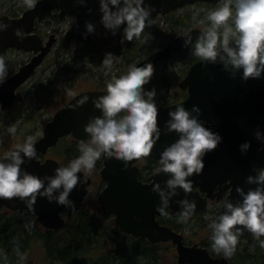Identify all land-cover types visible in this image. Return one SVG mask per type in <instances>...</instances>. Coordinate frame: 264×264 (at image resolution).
Listing matches in <instances>:
<instances>
[{
  "label": "clouds",
  "instance_id": "1",
  "mask_svg": "<svg viewBox=\"0 0 264 264\" xmlns=\"http://www.w3.org/2000/svg\"><path fill=\"white\" fill-rule=\"evenodd\" d=\"M29 7L36 0H25ZM146 0H100L102 23L115 34L127 22L122 40L132 41L139 37L152 14L145 6ZM210 24L206 31L195 40L192 52L205 62H221L232 76L241 74L244 80L264 78V0H223L219 7L209 10ZM7 24L0 21V30ZM88 32L95 31L92 22H86ZM17 35L23 36L20 29ZM184 46L192 44L193 36L185 33ZM115 54L106 53L102 64L106 70L113 66ZM242 69V72H241ZM155 67L152 61L129 66L122 76H113L106 83V91L98 96L83 95L71 105L77 108L91 99L100 115L90 117L84 125L89 140L78 144L79 155L67 164L54 169V174L41 177L23 167L32 158L39 159L36 137L29 135L23 143L5 151L0 156V197H19L27 207L34 209L38 196L47 197L64 206L73 205L70 199L72 190L79 182H86L87 175L80 176L82 169L90 173L102 157H115L125 161L148 155L159 141L162 132H173L178 137L167 144L160 152L156 173L167 174L163 182L153 184V191L159 194L157 211L168 215L171 199L180 189L187 194L193 190L195 174H200L205 166V155L217 148L223 135L213 130L201 119L203 111L199 105L188 108L178 103L169 108L168 119L162 129L158 122L159 108L156 102L155 87L146 89L144 85L152 79ZM7 72L0 62V83ZM8 131L16 132L15 126ZM257 140L264 143V129L257 125ZM242 153L251 148V141L239 145ZM246 182L255 187L245 190L238 185L236 200L225 199L222 210L209 219L211 229L210 250L231 256L238 243V234L245 229L251 231L264 246V167L255 174H249ZM181 206L178 219L187 222L196 210L197 202L186 195L177 201ZM242 226V227H237Z\"/></svg>",
  "mask_w": 264,
  "mask_h": 264
},
{
  "label": "water",
  "instance_id": "2",
  "mask_svg": "<svg viewBox=\"0 0 264 264\" xmlns=\"http://www.w3.org/2000/svg\"><path fill=\"white\" fill-rule=\"evenodd\" d=\"M89 1L91 0H36L35 5L25 9L20 16L0 15V21L7 24L5 29L0 30V53L11 48L32 52V57L27 63L0 83L1 110L24 99L21 87L35 74L37 67L41 65L57 41L55 34H51L49 39L45 40L36 32V23L45 20L54 11H59L62 15H75L77 24H84L90 17ZM220 1L222 0H146L145 6L152 12L147 24L159 16L167 15L188 4L197 2L216 4ZM17 29L22 31V37L17 35ZM204 31L200 27H193L180 33L172 37L162 48L143 57L137 64H144L150 60L155 67L176 53L189 52L196 38ZM185 33L193 36L192 44L187 47L184 46ZM238 76L241 74L232 76L224 69L221 62L212 63L200 59L190 66L185 78L179 82L180 88L188 87L189 96L184 101L178 102L185 104L188 108H191L193 104L199 105L203 110L200 113L201 119L209 127L214 121L215 131L223 135V141L217 148L205 155L203 171L190 177L193 181V189L199 187L201 190L209 191L208 195H211L216 184H222L228 180V186L232 188L226 199L232 200L239 198V193L236 192L238 185L244 186L245 190L255 187L246 182L249 174H255L256 170L252 169V164L264 166V149H259V146L264 143L257 140L254 134L257 125H260L264 117V85L259 86L253 83L257 89L253 88L246 92L250 81L239 82L236 79ZM106 90L103 88L81 91L60 107L44 126L42 135L36 139L39 159L32 158L26 161L23 167L41 177L54 174V169L60 166L61 162L55 158L46 157L49 150L69 135L77 140L88 141L90 138L84 131V125L90 117L102 114L100 109L94 107L91 99L85 105L75 109L71 105L83 95L98 96ZM178 103L170 106L157 103L158 122L162 129L169 118V108H174ZM177 137L178 134L175 131L162 132L159 141L146 156L159 159L162 149ZM243 139L251 141V148L246 153H242L239 147ZM143 157L145 156L134 158L127 163L115 157H103L100 175L105 182V187L97 198L102 213L113 214L116 224L133 236L147 238L153 242H172L177 251L178 264H227L228 257L214 256L209 248L199 243L187 244L183 232L161 223L159 220L161 213L156 207L160 198L159 194L153 191V184L160 182L163 185L167 174L156 173L153 175V181L149 183L140 181L137 161ZM242 164H245L246 168L242 167ZM84 175L88 176L87 181L79 182L70 194V199L74 202L71 206L49 201L44 196L37 197L34 209L31 210L19 197H0V203L9 210L18 211L21 215L37 217L39 223L45 228L59 229L65 224L67 216L88 207L86 198L89 187L92 185V178L86 171L81 170L80 176ZM186 195L197 202L193 215L207 208L206 199H201L199 192L192 190L186 194L183 189H180L172 197L167 210L178 215L181 206L177 201ZM249 233L252 232L245 229L239 236L243 237Z\"/></svg>",
  "mask_w": 264,
  "mask_h": 264
},
{
  "label": "rangeland",
  "instance_id": "3",
  "mask_svg": "<svg viewBox=\"0 0 264 264\" xmlns=\"http://www.w3.org/2000/svg\"><path fill=\"white\" fill-rule=\"evenodd\" d=\"M25 0H0V15L6 14L12 17L20 16L23 13V5ZM218 6L207 7L201 4H188L176 11V16L184 14L185 12H192L194 16L202 14L201 18L194 19L192 27H186L181 33L188 31L193 27H200L207 30L208 24L207 13L209 10L215 9ZM90 17L86 22H92L95 25V31H92L99 46L102 49L104 56L109 52V47L117 44L118 37H124V25H121L119 30L112 32L102 23V12L100 11V0H91L88 3ZM160 21L157 27L150 28L143 39L144 50L143 53L148 55L156 49L162 48L166 45L172 36L167 29L169 26L167 16H159ZM158 20V18L156 19ZM86 22L84 24H77L75 15H62L59 11H54L45 20L36 25V32L40 34L45 40H48L51 34H55L57 41L53 44L51 50L46 55L45 59L37 67L35 74L28 79V81L21 87L24 94V99L21 102H15L11 106L0 109V156L5 151L13 149L17 144L23 143L27 136L32 135L39 138L46 123L51 119L54 113L63 105H65L70 98L84 90L102 89L108 80L113 78L112 72H121L125 74L129 70V66L133 63L119 62L114 59L113 66L110 70H106L100 63L83 62L71 63L73 51L76 47L75 39H65L70 32H81L87 30ZM76 25V27H74ZM160 31L159 36L151 38V32L154 30ZM151 38V39H150ZM63 42V43H62ZM195 47V45H194ZM193 47V48H194ZM192 48V49H193ZM176 53L166 62L160 63L155 67L156 74L164 75L167 86H164L157 92L155 97L159 105H167L181 100V89L178 83L184 78L185 70L198 57L192 52ZM32 57V52L19 49H8L0 53V62L6 68V78L14 74L22 65L27 63ZM145 57V56H144ZM139 60L134 63L137 64ZM5 78V79H6ZM150 83V82H149ZM149 83L144 85L149 89ZM161 94H167L170 102L161 98ZM20 115V119L16 117ZM10 126H15L16 132L13 134L8 131ZM78 148V147H77ZM78 151L72 152L67 159L63 153L49 151L46 157H52L60 161L63 165L67 164L71 159L75 158ZM103 167V157L97 161L96 167L90 172L95 178L96 182L91 186L89 200V209L91 211L99 212L101 214L100 204L97 200L99 193L105 187L102 182L100 170ZM84 170V169H83ZM102 180V181H101ZM216 207L208 213L207 217L211 218L214 215ZM209 219L200 220L196 218H189L185 227L181 230L183 232L186 242L189 244L199 243L205 241L211 236L210 228L208 227ZM243 242V239H242ZM163 248L167 251L166 258L169 264H178L177 251L175 245H169V242H163ZM247 244L243 243L237 250H243ZM236 251V252H237ZM175 252V254H174ZM40 248L36 247L34 251L36 264H47V259L42 255ZM174 254V255H173ZM172 257L174 259H172ZM45 260V261H44Z\"/></svg>",
  "mask_w": 264,
  "mask_h": 264
},
{
  "label": "trees",
  "instance_id": "4",
  "mask_svg": "<svg viewBox=\"0 0 264 264\" xmlns=\"http://www.w3.org/2000/svg\"><path fill=\"white\" fill-rule=\"evenodd\" d=\"M222 2L223 0L217 4L210 2H197V4L219 7ZM27 8L29 6L25 3L22 9ZM177 10L166 15L169 24L167 29L172 35H178L184 28L192 27L194 19L202 17V14L194 16L192 12L176 16ZM15 15L17 16V14ZM159 21L158 17V20L146 24L143 33L132 41H125L118 37L117 44L109 47V52L115 54V58L121 63L130 64L141 60L146 56L143 53L145 44L143 39L146 32L150 28L157 27ZM206 22L208 25L210 24L208 19ZM126 24L127 22H125L124 28ZM151 34V38H156L163 33H160L156 28ZM70 38L76 41L71 63L83 62L87 65L103 61L105 56L93 33L88 30L70 32L64 41ZM112 74L117 77L123 75L121 72H112ZM167 85L168 82L164 75L153 73L149 89L155 87L158 92ZM160 97L170 102L167 94H161ZM18 119H20V115L16 117V120ZM79 143L80 141L73 136H66L51 151L62 152L68 159L72 152L79 150L77 148ZM78 155L79 153L75 157ZM207 215L208 212H202L198 218L203 220ZM159 220L178 231H181L187 223L180 222L178 216L169 214L160 217ZM238 237L236 250L228 257L227 264H264V246H261L259 239L252 233L246 234L242 238L238 234ZM260 239H264V237ZM243 243L247 244V247L237 251ZM202 244L210 249V237L202 241ZM163 245V242H153L123 231L116 224L112 215L91 211L89 207L77 210L67 216L65 224L61 228L48 229L39 223L37 217L21 215L18 211L9 210L0 203V264H36L34 258L36 247L42 250V255L48 261L47 264H169L165 256L167 251ZM169 245L172 247L170 242ZM211 253L218 256L223 255L214 251ZM172 259L174 258L172 257Z\"/></svg>",
  "mask_w": 264,
  "mask_h": 264
},
{
  "label": "flooded vegetation",
  "instance_id": "5",
  "mask_svg": "<svg viewBox=\"0 0 264 264\" xmlns=\"http://www.w3.org/2000/svg\"><path fill=\"white\" fill-rule=\"evenodd\" d=\"M214 4V3H213ZM217 4V3H216ZM204 29V28H203ZM195 45V44H194ZM11 49H14V48H11ZM201 58L198 57V60H200ZM195 61V62H196ZM193 62V63H195ZM192 63V64H193ZM191 64V65H192ZM190 65V66H191ZM189 67L186 68L185 70V75H184V78L185 76L187 75L188 71H189ZM239 82L243 81L244 79L242 78V76H238L236 78ZM250 81V85H248L246 87V92H249L251 91L253 88H256L257 89V86H254L253 83H256L258 84L259 86L261 85H264V78H250L248 79ZM246 81V80H244ZM178 86H179V83H178ZM180 88V87H179ZM181 91V95H182V99L177 101V102H174V103H178V102H181V101H184L186 98H188L189 96V93H188V87L185 88V89H182L180 88ZM174 103H171V104H167V105H164V106H170ZM260 125L261 127H263L264 129V117L262 118L261 122H260ZM210 127L215 130L216 129V124L214 121L211 122L210 124ZM245 140H248V139H245ZM244 139L242 141H245ZM259 149H264V144H261L259 146ZM61 165H63L61 163ZM137 165L139 167V175H138V178L140 181H142L143 183H149V182H152L153 181V175L156 174V171L155 169L158 167V159L157 158H154V157H150V156H145L143 158H140L138 161H137ZM242 167L246 168V165L245 164H242ZM260 167H264V166H259L257 164H252V169L254 170H258ZM83 170V169H82ZM86 171V170H84ZM88 173V172H87ZM91 178H92V185L96 182L95 178L90 174L88 173ZM102 181V180H101ZM103 182V181H102ZM229 181H224L222 184H216L215 187L213 188L212 192L210 193L211 195H208V192L207 190H201L199 187H195L193 190L194 192H199V196L201 199H206V202H207V208L206 209H201L199 210L195 215L191 216L190 218H196L197 216H199L202 212H208L210 213L213 209V207H216V210L214 212V215H216L221 209H222V204H223V201L227 198L228 194L230 193V190H231V186H228V183ZM105 183V182H104ZM91 186L89 187V194H88V197L86 198L87 199V202H88V206H89V200L88 198L90 197L91 193H90V190H91ZM168 214L169 215H174L171 213L170 210H167ZM213 212V211H212ZM111 215V214H110ZM112 216L114 217V215L112 214ZM163 216H166V215H163L161 214L160 217H163ZM175 216H178V215H175ZM159 217V218H160ZM211 231V229H210ZM242 238V237H240ZM187 243V242H186ZM189 244V243H187ZM202 246H204L201 242ZM212 254V253H211ZM213 255V254H212ZM214 256H218V255H214Z\"/></svg>",
  "mask_w": 264,
  "mask_h": 264
}]
</instances>
